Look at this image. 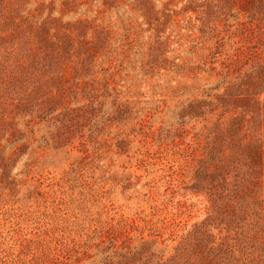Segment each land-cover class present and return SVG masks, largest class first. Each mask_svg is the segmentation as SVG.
I'll return each mask as SVG.
<instances>
[{
	"label": "rangeland",
	"instance_id": "rangeland-1",
	"mask_svg": "<svg viewBox=\"0 0 264 264\" xmlns=\"http://www.w3.org/2000/svg\"><path fill=\"white\" fill-rule=\"evenodd\" d=\"M0 264H264V0H0Z\"/></svg>",
	"mask_w": 264,
	"mask_h": 264
}]
</instances>
